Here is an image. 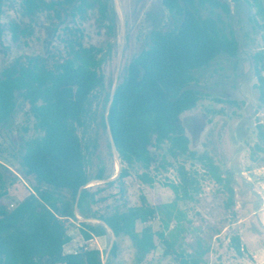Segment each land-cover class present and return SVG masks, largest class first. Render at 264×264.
Returning a JSON list of instances; mask_svg holds the SVG:
<instances>
[{
  "label": "trees",
  "instance_id": "obj_1",
  "mask_svg": "<svg viewBox=\"0 0 264 264\" xmlns=\"http://www.w3.org/2000/svg\"><path fill=\"white\" fill-rule=\"evenodd\" d=\"M169 11L166 27L153 29L150 41L124 66L122 80L111 93L106 123L118 151L121 171L107 182L118 183L120 201L95 207L104 200L98 191L87 186L91 180L78 128L87 126L89 107L94 93L104 89L106 78L101 49L85 45L83 33L67 42L58 58L41 54H23L0 67V136L20 107L28 106L36 134L26 139L20 156L22 178L0 162V264H117L119 243L114 240L104 262L100 250L81 249L64 253L71 241L68 224L75 221L85 240L104 236L109 230L116 238L128 237L135 250V264H141L157 247L164 245V255L175 264H208L210 245L203 239L184 240L186 214L179 201L194 199L200 190L196 177L178 163V181L170 183L174 200L149 203L141 195L138 205L126 199L124 179L135 172L144 184L152 185L159 172L177 162L202 163L211 179L227 195L225 207L235 205L231 173L208 151L191 147L183 121L184 113L196 108L204 98L195 71L208 66L222 54L235 57L239 42L231 26L215 10L228 13L223 0H160ZM249 1V0H247ZM256 8L253 20L264 27V0H251ZM110 0H21L26 20L12 21L15 41L34 33L45 15L60 17L69 7L84 14L98 8L107 18ZM259 100L264 104V50L253 57ZM264 141V130L259 126ZM259 150L262 147L256 144ZM142 172H138L137 168ZM153 173V174H151ZM98 179L103 174L97 175ZM21 184L24 196L10 198L11 186ZM78 216L82 220L78 219ZM159 220L160 228L150 224ZM138 224L142 226L138 229ZM235 251L242 254L238 235L231 238Z\"/></svg>",
  "mask_w": 264,
  "mask_h": 264
},
{
  "label": "rangeland",
  "instance_id": "obj_2",
  "mask_svg": "<svg viewBox=\"0 0 264 264\" xmlns=\"http://www.w3.org/2000/svg\"><path fill=\"white\" fill-rule=\"evenodd\" d=\"M229 11L215 10L233 29L239 42L237 56L226 54L216 57L208 66L195 71L196 81L191 86L203 92L198 106L183 115L191 147L197 151L208 150L223 172H229L235 189V205L226 208L227 195L211 179L206 167L197 161L177 162L167 171L159 172L152 185L144 184L135 172L124 179L126 199L138 205L141 195L149 203L174 200L170 183L178 181V163L183 164L199 182L200 190L194 199L179 201L186 214L184 240L195 243L203 239L210 245L208 264H264V141L259 137L264 130V104L256 88L253 55L264 50V27L253 20L256 8L249 0H223ZM170 13L160 0H110L107 18H102L97 7L81 14L68 8L60 17L43 16L35 25L34 33L15 41L10 23L26 20L22 16L21 0H0V67L10 64L23 54H41L50 59L64 52L67 42L83 33V43L101 49L99 57L106 78L104 89L94 93L89 107L87 126L79 127L85 165L91 180L87 186L104 198L95 207L120 201L118 183L109 184L121 171L118 151L106 123L109 102L105 94L121 82L124 66L147 47L153 29L164 28ZM259 24L262 19L256 16ZM264 75V70H263ZM28 106L21 102L11 124L1 130L0 162L22 178L20 156L23 143L34 136V119L27 114ZM259 144L262 150L256 147ZM140 173L142 169L139 167ZM103 174L102 179L97 175ZM153 174V173H151ZM21 184L11 186L8 196H24ZM81 218V217H80ZM82 219V218H81ZM154 230L160 228L159 220L150 222ZM138 224V229L141 227ZM68 232L71 244H78L82 235L77 222L70 221ZM238 235L242 254L235 251L231 238ZM117 240L119 251L113 260L117 264H135V250L128 237L116 238L112 232L98 239L107 261L112 243ZM95 244V243H94ZM164 245L157 239V247L141 264H175L163 253Z\"/></svg>",
  "mask_w": 264,
  "mask_h": 264
},
{
  "label": "built area",
  "instance_id": "obj_3",
  "mask_svg": "<svg viewBox=\"0 0 264 264\" xmlns=\"http://www.w3.org/2000/svg\"><path fill=\"white\" fill-rule=\"evenodd\" d=\"M79 220H82L80 218V216H78ZM78 224V223H77ZM97 236H93L92 238L85 240L83 237L81 238V241L78 242V244L74 243L71 244V241L69 243H67L64 246V253H77L78 251H80L81 249H86V248H96L98 250H100L101 252V256L103 258V250L102 247L100 246L99 242L97 241ZM95 243V244H94Z\"/></svg>",
  "mask_w": 264,
  "mask_h": 264
},
{
  "label": "crops",
  "instance_id": "obj_4",
  "mask_svg": "<svg viewBox=\"0 0 264 264\" xmlns=\"http://www.w3.org/2000/svg\"><path fill=\"white\" fill-rule=\"evenodd\" d=\"M77 225H78V224H77ZM109 231H110V230H109ZM110 232H111V231H110ZM113 235H114V234H113ZM104 236H105V235H104ZM104 236H97V238H96L97 241H98L99 238L104 237ZM71 242H72V239H71Z\"/></svg>",
  "mask_w": 264,
  "mask_h": 264
}]
</instances>
